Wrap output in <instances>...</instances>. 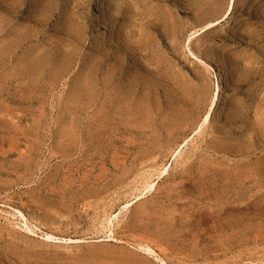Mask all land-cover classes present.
<instances>
[{"label":"rangeland","instance_id":"obj_1","mask_svg":"<svg viewBox=\"0 0 264 264\" xmlns=\"http://www.w3.org/2000/svg\"><path fill=\"white\" fill-rule=\"evenodd\" d=\"M0 264H264V0H0Z\"/></svg>","mask_w":264,"mask_h":264},{"label":"bare ground","instance_id":"obj_2","mask_svg":"<svg viewBox=\"0 0 264 264\" xmlns=\"http://www.w3.org/2000/svg\"><path fill=\"white\" fill-rule=\"evenodd\" d=\"M213 104V103H212ZM212 109V108H211Z\"/></svg>","mask_w":264,"mask_h":264}]
</instances>
